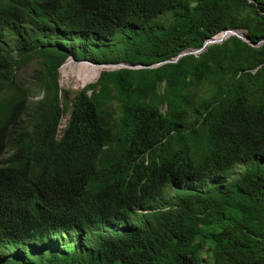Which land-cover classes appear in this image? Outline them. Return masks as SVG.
<instances>
[{
  "label": "trees",
  "instance_id": "16d2710c",
  "mask_svg": "<svg viewBox=\"0 0 264 264\" xmlns=\"http://www.w3.org/2000/svg\"><path fill=\"white\" fill-rule=\"evenodd\" d=\"M69 57L135 68L82 63L73 94ZM169 186L132 245L33 246ZM0 264H264V0H0Z\"/></svg>",
  "mask_w": 264,
  "mask_h": 264
},
{
  "label": "clouds",
  "instance_id": "9594fccd",
  "mask_svg": "<svg viewBox=\"0 0 264 264\" xmlns=\"http://www.w3.org/2000/svg\"><path fill=\"white\" fill-rule=\"evenodd\" d=\"M117 41H118L117 38H113L110 42H106L105 44L112 48L111 45H116ZM201 51L202 50L187 51V53L180 55L174 62H177L185 54L198 55L201 53ZM69 60H73V61L79 62L81 64L82 63L93 64L95 66H105V67H107V66H119L120 67L119 69L135 68L133 66H128L127 64H100L98 62L92 61L91 59H87V60L79 59L78 60L75 57H69V59L67 61H69ZM67 61H65V63ZM64 64L62 65L61 68H63ZM140 68H147V67H141L140 66ZM119 69H117V70H119ZM103 71H109V70H103ZM99 78H100V76H99ZM67 122L68 121L63 122V120H62L61 125L58 128V136H57L58 139L61 138L62 130L66 126ZM240 172H242V168H240L237 171V173L235 174L234 177L238 176V173H240ZM224 175H226V174H223L222 176L213 179V181L211 183H213L215 185L216 179H218L220 181L228 180V179L224 178ZM209 184L210 183H208V181H207L206 182V188H207V186H209ZM180 191H181V193H180ZM187 192H189L188 188L178 190V189H175V188L170 187V186L166 187L165 190L163 191V193L158 195V197L156 199H151V200L146 201L143 204L133 206L132 208L126 210L123 213V215L118 217V218H110V219L106 220L103 223V225L99 229H97V231L109 232L110 234L109 235H100L97 238H94L92 245H88V243L86 241L88 239L90 232H95L96 230L89 229L85 225V223L82 222L79 226V228L82 231V234L79 236L72 237V236H69L67 234H62V235H59L56 237H51L49 239H45V241L40 242V244L33 243V246H38L39 248H43V249L49 250L51 252H53V250H55V249L65 251V252H74L77 249H80L83 247L84 248H91L95 245L94 243L97 239L99 240V239H103V238H110V237L114 236V234L117 232L125 233L129 245H132L135 243V240H134L135 237H143V234L145 232V222L143 219L144 215L155 214L158 211L162 212V213H166V212L171 211L172 209H175L176 207L173 208V202L176 201V199L178 197L186 194ZM66 238L74 246L73 249L70 247H67L65 245Z\"/></svg>",
  "mask_w": 264,
  "mask_h": 264
},
{
  "label": "rangeland",
  "instance_id": "374dc122",
  "mask_svg": "<svg viewBox=\"0 0 264 264\" xmlns=\"http://www.w3.org/2000/svg\"><path fill=\"white\" fill-rule=\"evenodd\" d=\"M74 62L76 63V65H75L73 71L64 69L66 72H60L61 73L60 83H61L62 88L72 92L73 94L81 91L83 88H85L86 86H88L90 84L96 83L99 79V77H98L96 80L93 81V83H90L86 86H83V83L79 80V75H78V72L81 70L80 69L81 63L76 62V61H74ZM119 68H120L119 66H107V68L105 70L112 71V70H117ZM34 69H35L34 65H29L28 67L25 68V70L22 74V77H23V81H25V83L32 89V91H37L36 87L33 83V80H32ZM68 73L71 75H69ZM67 119H68V116H64L63 122H66ZM239 169L237 168L234 171L224 175V178L232 180ZM180 193H181V191H180ZM109 234H110L109 232H104V231L90 232L86 242L88 243V245H92L94 238H97L100 235H109ZM65 245L67 247L72 248V249L74 248L72 243H70V241L67 238H66Z\"/></svg>",
  "mask_w": 264,
  "mask_h": 264
},
{
  "label": "bare ground",
  "instance_id": "6f19581e",
  "mask_svg": "<svg viewBox=\"0 0 264 264\" xmlns=\"http://www.w3.org/2000/svg\"><path fill=\"white\" fill-rule=\"evenodd\" d=\"M29 65H34L35 66V69H34V72H33V83H34V85H35V87H36V90L37 91H32V89L25 83V81H23V77H22V74H23V72H24V70H25V68L26 67H28ZM28 66H26L24 69H22L21 71H20V73H19V75H18V80H19V82H20V85L22 86V87H26L27 89H29V91H30V102L32 103V104H34L35 102H37V101H39L40 99H42V96H43V93H42V91L39 89V87H38V85H37V83H36V79H35V72L38 70V69H40V66L39 65H37V63L36 62H34V63H30ZM4 94H8V91L6 90V91H4Z\"/></svg>",
  "mask_w": 264,
  "mask_h": 264
},
{
  "label": "water",
  "instance_id": "95a60500",
  "mask_svg": "<svg viewBox=\"0 0 264 264\" xmlns=\"http://www.w3.org/2000/svg\"><path fill=\"white\" fill-rule=\"evenodd\" d=\"M227 32H230V31H227ZM236 36H238L239 38H241V36H239V35H236ZM241 39H242V38H241ZM208 45H209V44L206 43L203 49H207V48H208ZM252 45H254V44H252Z\"/></svg>",
  "mask_w": 264,
  "mask_h": 264
}]
</instances>
